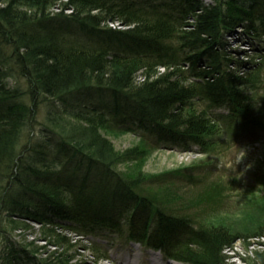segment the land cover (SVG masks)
I'll return each mask as SVG.
<instances>
[{"label":"trees","instance_id":"obj_1","mask_svg":"<svg viewBox=\"0 0 264 264\" xmlns=\"http://www.w3.org/2000/svg\"><path fill=\"white\" fill-rule=\"evenodd\" d=\"M209 1L0 0V264L40 262L42 247L17 239L33 227L56 248L44 264H69L66 234L103 231L179 263L225 264L240 232L157 197L166 175L119 172L148 151L118 155L101 133L137 127L207 151L212 116L244 125L246 90L264 69V0ZM237 28L257 62L226 52ZM91 94L99 99L79 102ZM213 186L206 202L223 189ZM254 236L264 238V223ZM244 261L264 264V249Z\"/></svg>","mask_w":264,"mask_h":264},{"label":"rangeland","instance_id":"obj_2","mask_svg":"<svg viewBox=\"0 0 264 264\" xmlns=\"http://www.w3.org/2000/svg\"><path fill=\"white\" fill-rule=\"evenodd\" d=\"M57 10L55 9L54 13ZM108 26L120 30L126 28L117 22L109 23ZM236 31L238 35L227 38L229 46L226 52L236 61L247 63L254 58L257 62L256 59L259 56L252 52V47L248 45L249 39L242 36L241 29L237 28ZM157 71L164 72L162 69ZM260 72L262 77L259 75L254 79L256 86L246 90L252 97V104L248 106L250 111L247 117L249 118L243 117L245 122L241 126L236 124L235 118L222 121L212 116L215 119V127L212 125L214 133L206 137L208 138L207 151H200L199 146L184 149L182 146L174 145L170 137L157 141L158 136L148 137L137 127H133L134 129L129 132L110 127L101 131L102 135L112 143L118 155L132 149L148 151L140 165L135 161L118 164L119 172L136 175L139 168L145 176L166 175V180L163 177L161 179V182L165 184L153 188L155 190L153 193L156 192L157 197L162 198L165 203L171 200V205L174 207L177 205L185 212H189L188 215L192 216L193 221L197 220L203 224L205 222L207 226L225 224L232 231L240 232V238L237 237L233 246L225 251L227 257L225 264H248L244 258H252L254 250L264 249L261 245L264 244V238L254 236L257 229L264 223V127L260 125L262 112L260 104L264 98V69ZM93 99L98 100L99 95L91 94L79 99V102H90V100L93 102ZM197 109L199 111L200 108L197 107ZM209 112L211 111H208V114ZM213 113L226 115L227 111L215 110ZM237 147L242 149L245 155L235 164ZM111 186L103 184V188H112ZM212 186L213 188L219 186L224 190L216 189L220 191V195L215 197L218 200L206 202L204 194ZM228 188L229 191H227ZM222 194L225 197H222ZM33 228L34 230L27 232L24 236L22 233H17V239L24 238L27 242H35V246L42 247L41 253L35 256L36 260L40 261L38 264L49 263L52 261L50 255L56 248L49 246L39 237L37 227ZM70 234H66L72 246L66 255L69 258V264H131L124 258L126 254L133 253L136 254V261L142 258L154 259L156 264L164 262V258L159 253L154 252V255H151L145 246L133 245L124 237L109 235L106 231L89 238ZM93 239L102 249L91 242ZM93 246L98 247L99 250H93ZM62 251L61 249L59 252ZM58 255L59 253L56 254Z\"/></svg>","mask_w":264,"mask_h":264},{"label":"clouds","instance_id":"obj_3","mask_svg":"<svg viewBox=\"0 0 264 264\" xmlns=\"http://www.w3.org/2000/svg\"><path fill=\"white\" fill-rule=\"evenodd\" d=\"M237 149H238V151H237V154H236L235 160H234L235 164H236V162L241 160L244 157V155H245V152L242 149H240L238 147H237Z\"/></svg>","mask_w":264,"mask_h":264},{"label":"bare ground","instance_id":"obj_4","mask_svg":"<svg viewBox=\"0 0 264 264\" xmlns=\"http://www.w3.org/2000/svg\"><path fill=\"white\" fill-rule=\"evenodd\" d=\"M206 4L210 3V1L205 0ZM172 264H178V263H172Z\"/></svg>","mask_w":264,"mask_h":264}]
</instances>
